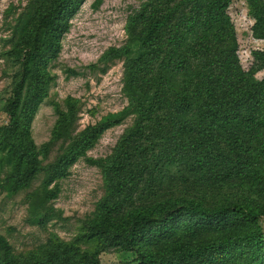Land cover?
<instances>
[{
	"label": "rangeland",
	"instance_id": "1",
	"mask_svg": "<svg viewBox=\"0 0 264 264\" xmlns=\"http://www.w3.org/2000/svg\"><path fill=\"white\" fill-rule=\"evenodd\" d=\"M218 1L225 6L232 34L228 46L237 64L253 80L262 81L264 39L256 35L253 8L264 5V0H206L204 4ZM56 2L0 0V237L14 256L28 254L41 262L56 248L75 244L88 253L84 264H130L138 259L136 252L97 237L98 242L80 244L78 236H88L90 226L111 212L119 219L135 209L153 210L192 199L207 208L239 203L255 214L264 213V158H233L251 155L253 160L261 152L243 131L237 142L251 143L252 153L245 147L227 156V161L252 168L250 177L231 174L228 181L208 180L217 175L199 162L204 152H197L198 148L210 151L202 144V135L190 138L191 150L178 159L159 160L148 167L141 153L135 152L146 145L134 138L132 155L141 158L123 169L125 140L139 125L140 108L155 98L154 90L131 87V62L143 52L138 41L140 16L157 14L164 1L76 0L58 29L41 25ZM182 32L184 44L202 36L198 30ZM185 81V76L173 78L172 92H182ZM21 83L16 131L7 108ZM38 101L27 128L33 103ZM119 165L123 171L115 173ZM261 227L264 233L263 220ZM182 230L174 227L166 240L172 242ZM223 234L197 231L187 235L186 242L199 248ZM154 244L147 243L143 249L159 252L166 247V242ZM232 264L244 261L236 259ZM256 264H264V255Z\"/></svg>",
	"mask_w": 264,
	"mask_h": 264
},
{
	"label": "trees",
	"instance_id": "2",
	"mask_svg": "<svg viewBox=\"0 0 264 264\" xmlns=\"http://www.w3.org/2000/svg\"><path fill=\"white\" fill-rule=\"evenodd\" d=\"M75 1L57 0L53 10L42 17L41 25L58 29L57 24L75 6ZM163 1L157 14L150 18L146 14L140 16L142 26L138 41L143 52L131 62V87L136 91L154 90L155 98L149 106L140 108L139 125L125 140L120 159L123 169L141 156L147 167L159 160L178 159L182 153L191 150L187 141L202 135L205 137L202 144L210 151L198 148L197 152H204L199 162H205L209 172L216 170L217 175H210L208 180L212 183L228 181L233 177L231 174L250 177L252 168H242L239 161L264 158V79L253 80L237 64L234 51L228 46L232 34L222 2L206 5V0ZM253 18L256 35L264 39V5L254 6ZM197 30L202 36L184 44L182 31L194 34ZM39 47H35L34 58L38 56ZM261 57L264 58V54ZM181 76L187 77L183 82L185 89L172 92L170 81ZM21 92L22 83L15 89V101L7 108L16 131L20 124L15 111L21 103ZM40 102L33 103L27 128ZM241 131L260 145L261 152L253 160L250 154L245 158L234 155L235 151L245 147L252 153L251 143L237 142ZM134 138L141 139L146 145L135 151L141 156L132 155L136 145ZM213 156L215 163L209 164ZM227 156L239 161H227ZM123 169L120 170L119 165L114 171L119 173ZM151 209H135L119 219L111 212L97 225L90 226L88 236H78L77 242L90 245L100 241L97 238L106 239L109 245L138 254V259L130 264H214L219 259L225 260L226 264H232L236 259L243 260L244 264H256L264 255L261 227L264 213L255 214L244 204L207 208L192 199ZM174 227L183 230L170 242L166 239ZM197 231L224 234L204 246L193 248L186 242L187 235ZM161 242H166L163 251L143 249L147 243H155V246ZM87 256L88 253L78 245L67 244L50 252L43 261L35 262L28 254L14 256L11 246L0 237V264H84Z\"/></svg>",
	"mask_w": 264,
	"mask_h": 264
}]
</instances>
